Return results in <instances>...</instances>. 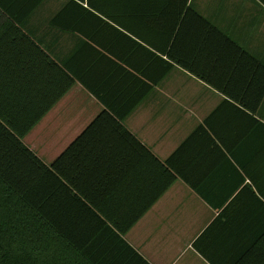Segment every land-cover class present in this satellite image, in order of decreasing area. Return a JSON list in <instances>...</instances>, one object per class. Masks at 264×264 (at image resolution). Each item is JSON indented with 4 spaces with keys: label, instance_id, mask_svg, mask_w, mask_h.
Masks as SVG:
<instances>
[{
    "label": "crops",
    "instance_id": "1",
    "mask_svg": "<svg viewBox=\"0 0 264 264\" xmlns=\"http://www.w3.org/2000/svg\"><path fill=\"white\" fill-rule=\"evenodd\" d=\"M183 3L0 0V122L94 264H264V0L186 3L249 59L191 17L176 44Z\"/></svg>",
    "mask_w": 264,
    "mask_h": 264
},
{
    "label": "trees",
    "instance_id": "2",
    "mask_svg": "<svg viewBox=\"0 0 264 264\" xmlns=\"http://www.w3.org/2000/svg\"><path fill=\"white\" fill-rule=\"evenodd\" d=\"M186 3L187 0H184L181 8L184 15L176 34V44L182 33V23L191 17L192 21L204 28L208 34L219 38L245 59L250 58L188 8ZM174 22L178 25L179 16ZM167 56L182 69L204 79L187 60L177 59L171 51ZM22 135L15 134L11 128L0 122V264H94L89 256L67 240H63L64 246L57 243L55 245V224L39 203L42 196H45L46 182L54 181L55 175L21 143ZM169 161L170 159L166 163ZM172 179L173 177L168 185ZM3 197L10 200L11 204L5 206L1 201Z\"/></svg>",
    "mask_w": 264,
    "mask_h": 264
},
{
    "label": "rangeland",
    "instance_id": "3",
    "mask_svg": "<svg viewBox=\"0 0 264 264\" xmlns=\"http://www.w3.org/2000/svg\"><path fill=\"white\" fill-rule=\"evenodd\" d=\"M1 201L5 204V206H7V205H10L11 204V202H10V200H8V199H5L4 197L3 198H1ZM1 213V212H0ZM4 219V218H3Z\"/></svg>",
    "mask_w": 264,
    "mask_h": 264
}]
</instances>
